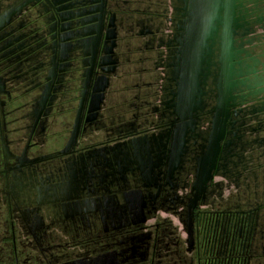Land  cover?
Here are the masks:
<instances>
[{"label":"flooded vegetation","instance_id":"flooded-vegetation-1","mask_svg":"<svg viewBox=\"0 0 264 264\" xmlns=\"http://www.w3.org/2000/svg\"><path fill=\"white\" fill-rule=\"evenodd\" d=\"M71 1L76 3V7L63 9L62 4L67 1L47 0L48 6L35 13H31L34 7L25 2L18 4L6 22L4 19L10 14L0 20L1 27L13 19L5 31L21 34L14 43L18 47L14 51L20 55L26 52L9 68L13 76L0 78L4 82L11 81V86L17 87V93L25 95L32 90L38 91L28 115V138L31 141L45 132L52 109L57 100L65 95L68 75L81 68L85 74L92 68L94 79L90 73L87 74L89 86L80 96L73 127L79 120L83 132L98 123L106 129L110 139L94 148H80L78 138L74 139L70 130L64 149L50 157L30 156V148L41 139L26 145L21 157H17L18 163L9 171L7 168L4 172L0 171L5 181L1 194L7 196V219L11 230L16 229L17 215L21 224L39 242L43 245L55 244L57 255L51 256L58 261L57 264H68L70 260L73 263L78 255L88 256L100 263L105 259V264H263L264 138H260L258 131L264 129V100L261 101V98L264 99V75L260 74L264 71L258 69L261 61L253 59V66L247 64L253 78L245 86L236 81L233 83L230 98L233 108L224 111L229 116L224 125L226 139L220 146L216 169L205 177L207 172L203 175L200 172L204 164L201 158L210 146L207 142L212 139V130L207 125L211 127L212 113L215 115L221 103L222 75L214 67L208 87H202L197 100L194 99L196 109L198 100L201 103L202 96L206 98L201 107L204 111L200 113H204V118L197 119L203 121L199 127V142L198 137L193 136V127L185 133L181 120L176 116L181 74L176 75L175 72L180 56V44L176 43L175 37L180 38L179 26L183 18L187 19V16H182L184 0L179 8L182 17L176 23L171 56L166 66L171 68L173 76L171 74L170 87L162 98V115L169 111L173 118L162 124L167 127L156 126L159 128L156 134L144 133L135 119L115 124L106 118L103 105L107 93L101 107L93 109L91 100L99 77L104 76L109 81V73L116 67L118 57L113 45L116 39L118 41V24L126 26V22H118L115 13H109L102 26L106 31L103 35L99 15L94 39L89 43L85 57V48L88 47L83 46L80 35L83 22L80 19L84 16L82 8L88 0ZM242 1L237 15L249 16L247 20L240 21L241 27L236 33L240 36V43L251 41L252 33H247L256 23L250 20L255 12L248 11ZM23 9L25 12L20 14ZM67 11L75 14L71 17L68 15V18ZM257 12V22L263 21L264 10L260 8ZM38 18L44 21L43 27L39 25ZM128 27L133 30L130 24ZM137 33L146 36L154 31L146 33L142 30ZM161 38L166 40V45L172 43L162 34L160 45ZM153 41L154 38L148 43ZM97 42L99 46L102 43V50L95 53ZM32 47L40 53L36 59L26 62L28 51L33 52ZM121 55L127 57V54ZM213 60L216 64L215 55ZM103 63L108 67L106 72L102 71ZM202 65L203 74L201 72L198 78L206 72V64L204 67ZM234 65L236 76L241 64L236 61ZM27 67V76L20 74ZM214 76H217L216 83L220 82V91L211 84ZM244 88L246 91H257L255 99L258 102L247 109L238 105L239 100L247 97V94L240 96ZM11 94L8 92L9 102ZM251 117L255 122L252 126L246 120ZM184 124L187 128L190 125ZM129 125L136 126L137 131L129 134L132 132ZM117 127H124L126 132L117 134ZM246 129L245 133L255 132V139L249 144L247 154L237 156L238 166H234L229 179L233 186L221 188L215 175L223 168L224 162L229 161L231 155L227 152L236 140L242 139ZM0 130L6 135L5 129ZM193 139L197 142H193ZM160 215L162 218H159ZM60 232L62 235H59ZM0 239L13 244L9 264H21V254L14 236ZM51 249L48 245L43 248L45 251Z\"/></svg>","mask_w":264,"mask_h":264},{"label":"rangeland","instance_id":"rangeland-1","mask_svg":"<svg viewBox=\"0 0 264 264\" xmlns=\"http://www.w3.org/2000/svg\"><path fill=\"white\" fill-rule=\"evenodd\" d=\"M33 1L35 0H0V20L16 10L20 4L27 2L28 5H31ZM225 1L228 12L224 10L216 17L215 22L209 26V16L206 18L204 11L199 12L198 10L201 7L204 10L207 2L204 0L201 6L195 0H186L188 15L185 27L187 34L185 36L184 47L186 53L184 56L187 68L184 69L183 77H185V80H182L179 86L180 96L178 98L179 102L176 108V116L181 120L180 124H184L187 121L189 123L191 122L187 130L193 127V136H197L199 142L201 141L199 127L203 121H198L197 119L204 118V113L202 115L200 113L204 111L201 107L205 103L206 98L202 97L201 103L198 100L197 108L194 109V97L196 99L197 95L196 88L202 90V87H208L207 84L211 77L210 74L214 67L222 75L221 86L223 95L221 103L218 105L215 115L212 113L211 127L207 125L212 130V139L207 142L210 146L201 158L204 164L200 172H202V175L207 172L205 177H209L211 171L216 169L217 155L219 154L220 146H222L223 141L226 139V126L224 127V125L228 122L229 116L224 111H230L233 108L230 98L232 96L231 91L233 83H235L234 81L239 85L245 86L248 80L253 78L252 72L250 71L251 68L247 65L253 66V59H259L261 61L258 64V69L264 71V20L257 22L256 19L257 14H259L257 11L260 8L264 10V2L262 0H244L245 6L247 5V10H253L255 12L251 15L250 20H254L256 23H253L247 33V35L252 33L251 41L246 40L240 43V36L236 35V33L241 27L240 21L247 20L249 15L244 14L245 17L240 15L241 18L237 15L243 3L242 0ZM99 3L101 5L98 10L99 15H101L100 32L102 31L103 35L106 34V31H103V23L109 18L108 14L111 12L115 13L118 22H126V26L114 21L118 24V41L116 39V44L113 45V50H115L118 57L115 64L116 67L113 66L114 69H111L109 81L104 76L99 77L98 85L94 88V95L91 100L93 109H99L101 107V102L107 93L103 105V113L106 118L115 124H122L135 119L138 125H141V130L143 129L144 133L156 134L159 131V128L156 126L167 127L162 124L169 122L173 118V116H170L169 111L162 115L164 108L162 98L166 95L165 90L170 87L171 74L173 76L171 68L166 66L171 56L172 44L174 42L173 37H175L174 34L176 33V23L182 17L179 8L183 6V1L99 0ZM210 7L212 8V4ZM37 10L34 7L31 9V13H35ZM132 16H148L162 19L164 25L161 26V23L158 21L154 33L143 36L138 34L137 30L129 29L128 24L132 26ZM38 20L39 25L43 27L44 21L39 18ZM159 26L161 27L157 30ZM113 27L114 25H112L114 37ZM162 34L170 38L172 43L169 42L168 45L161 46L160 37ZM152 38H154L153 43H148ZM247 38L249 39L250 37L247 36ZM175 41L178 43L179 39L175 37ZM101 46L102 43L99 46L97 42L95 53H98V50H102ZM205 51L209 54L211 52L212 58L215 55L216 64L214 60L212 64L204 60L206 57ZM121 53L127 54V57L121 55ZM236 61L241 66L238 67L240 72L235 76L234 63ZM205 64L206 72L202 77L198 78V75L201 72L203 73L204 69L201 71L200 66L202 65L204 67ZM101 68L103 72L108 70L105 63L101 65ZM89 73L90 77L94 75L92 68L85 74L81 68L80 70H73L68 75L67 86L64 89L65 95L57 100L56 106L52 109L49 120L46 123L45 132L40 138L34 137L31 141L28 138V115L34 106V100L38 95V91L32 90L25 95L17 93V87L11 86V81L5 80L4 82L0 78V129L2 128V130L5 129L7 131L6 136L0 130L2 137V141L0 142V171L4 172L5 168L9 171L15 163H18L17 157H21L26 145H32L35 140L38 141L41 139L39 143L35 142L32 148H30V156L39 155L42 157H50L64 149L68 141L67 136L70 135V130L73 131V138H78L77 141L79 142L78 146L80 148H94V146L104 144L105 141L110 139L107 136L106 129L98 125V123L84 129L83 132L81 131V121L77 120L75 127H73L77 119L76 109L80 96H82L89 86L87 85V74L89 75ZM260 74L264 75V72ZM90 77L89 84L91 81ZM93 79L94 76L92 77ZM216 80L217 76H214L211 84L214 87L216 85V90L220 91V82L216 83ZM8 92L12 93L10 102ZM244 94H247V97L239 100V107L247 109L258 102L255 99L257 94L256 89L254 91H246L244 88V93L240 94V96L243 97ZM184 100L186 101L185 105ZM262 100L264 99L261 98ZM187 111L191 113L185 114ZM82 114L83 110L81 112ZM246 120L249 125H255L252 117ZM160 130H162L161 127ZM247 130L244 131L242 139L239 138V140L233 143V146L227 152V154L231 155L229 156V161H225L223 168L215 175V180L220 183L219 187L221 188L233 186L230 185L229 179L232 176L230 172L233 174V170H235L234 166L235 168L238 166L236 162L238 161L237 156L239 154H247L249 144L255 139V132L245 133ZM202 131L204 133L206 131L205 128ZM258 131L260 132V138H264V129ZM41 141L43 142L41 143ZM193 142H197V140L193 139ZM193 171L194 169H192ZM4 184V177L0 174V237L2 238L4 236V238L8 237L10 239L11 236H14L21 254V264H57L58 261L52 258L53 255H57L55 244L43 245L39 242L21 224L17 219V215L15 220L16 229L15 231L11 230L7 219V196L1 194L2 189L5 188ZM169 217L174 218L173 216ZM159 218H162V215ZM59 235H62V233L60 232ZM12 245L9 240L4 239L2 241L0 239V264H9V261L11 263ZM46 245L51 246L52 249L47 251L43 250ZM49 251L51 252L48 253Z\"/></svg>","mask_w":264,"mask_h":264},{"label":"trees","instance_id":"trees-1","mask_svg":"<svg viewBox=\"0 0 264 264\" xmlns=\"http://www.w3.org/2000/svg\"><path fill=\"white\" fill-rule=\"evenodd\" d=\"M62 1L63 2L67 1L66 3L62 4L63 9H66L67 7H69V8L76 7V5H75L76 3L71 1V0H66V1L62 0ZM56 3H57V1H56ZM58 3H59V1H58ZM86 3H89V4L87 5ZM86 3L82 8L84 11L83 12L84 16H83V18L80 19V21L83 22V32L80 31V33H81L80 35H82V42L84 43L83 46L88 47L89 43H91L92 40L94 39V35H95L94 33L96 31L97 22L99 19L98 10L100 9L101 5L99 3V0H88V2H86ZM184 5L185 6L183 8L182 16H187L188 9L186 7V0H184ZM47 6H48L47 1H41V0H36L31 4V7H35L36 9L46 8ZM27 10H29V8H27ZM24 12H25V10L23 9L20 14H23ZM74 14H75V12H71L69 14V12L67 11V17L68 18H69V16L71 17ZM115 19H116V17H115ZM12 20L13 19H11L9 21V23H7V24L9 25L12 22ZM131 20H132L131 21L132 22V29L137 30V32H141L142 30H144L146 33H151L153 31H155L158 21L161 23V26L164 25V22L162 19H157V18L148 17V16H146V17L132 16ZM7 24L0 27V76L1 77H3L4 75L5 76H13V73L9 70V68L11 66H13V63L15 61L20 60L23 57V55L26 53V52H23L22 55H20V53L15 54L14 50H16L18 47L15 46L14 43L16 41H18L17 37L22 36V35L21 34H12V33H10V31H5L6 26H8ZM68 25H70V23ZM161 26L157 27V30ZM185 27H186V19L183 18V20L181 21V24L179 26V29H180V34H179L180 35V38H179L180 56H179V60L177 62V66L175 67L176 75L181 74V82H182V80H185V77H183V73H184V69L187 66V64L185 62V56H184L186 53V50L184 47L185 36L187 34ZM114 36H115V34H114ZM167 41H168V38H167ZM161 42H162L161 43L162 46H166V40H164V38H161ZM113 43H115V42H113ZM32 49H33V52H32V50L28 51V56L26 58V62L36 59L40 53V51L37 50V48L32 47ZM85 50H86L85 51V57H86L88 55L87 53H88L89 47L85 48ZM206 55H207L205 57L206 61L209 62L210 64H212L213 58L211 57V53L206 54ZM205 58H204V60H205ZM4 68H6V70H3ZM15 69H16V67L14 66L13 70L15 71ZM28 69H29L28 67H27V69L23 68V70L20 74L27 76V72H25V71H27ZM2 70H3V72H2ZM196 90H197V95H196V100H197L200 89L196 88ZM201 92H202V90H201ZM204 93L205 92L203 91V95H204ZM200 96H201V94H200ZM200 96H199V98H200ZM186 123H189V122L187 121ZM129 127L132 131V132H129V134L133 133V131H137L136 126H130L129 125ZM182 128H183L182 130L185 131V133L188 132L186 124H183ZM124 132H126L124 127H117L116 128L117 134L118 133H124Z\"/></svg>","mask_w":264,"mask_h":264},{"label":"water","instance_id":"water-1","mask_svg":"<svg viewBox=\"0 0 264 264\" xmlns=\"http://www.w3.org/2000/svg\"><path fill=\"white\" fill-rule=\"evenodd\" d=\"M205 1L207 2V4H206L204 10H203L202 7L200 9H198V10H199V12L204 11L206 18L209 16L208 24L210 26L212 23L215 22L216 17L219 14H221L224 10H227V12H228V9H226L227 6L225 4V2H226L225 0H205ZM195 2L202 6L204 0H201V1L195 0ZM220 2H222L221 5H220ZM211 4H212V8L210 7ZM196 12H197V9H196ZM229 13H230V10H229ZM11 15H13V13L10 14L8 17H6L4 19V21L6 22L10 18ZM206 18H205V20H206ZM227 18H228V15H227ZM194 93H195V91H194ZM194 99H195V97H194Z\"/></svg>","mask_w":264,"mask_h":264},{"label":"crops","instance_id":"crops-1","mask_svg":"<svg viewBox=\"0 0 264 264\" xmlns=\"http://www.w3.org/2000/svg\"><path fill=\"white\" fill-rule=\"evenodd\" d=\"M84 252V251H83ZM98 259V258H97ZM264 262V261H263ZM68 264H105V259L102 261V263H100V261L98 260H93L92 258L89 259L88 256H76V258L74 259L73 263L70 260V262ZM108 264V263H107ZM264 264V263H263Z\"/></svg>","mask_w":264,"mask_h":264}]
</instances>
